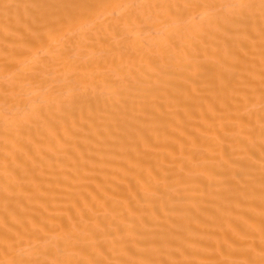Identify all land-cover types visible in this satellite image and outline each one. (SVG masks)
Instances as JSON below:
<instances>
[{
    "label": "bare ground",
    "instance_id": "bare-ground-1",
    "mask_svg": "<svg viewBox=\"0 0 264 264\" xmlns=\"http://www.w3.org/2000/svg\"><path fill=\"white\" fill-rule=\"evenodd\" d=\"M0 264H264V0H0Z\"/></svg>",
    "mask_w": 264,
    "mask_h": 264
}]
</instances>
